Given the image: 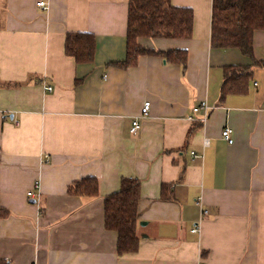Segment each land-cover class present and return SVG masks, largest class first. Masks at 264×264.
<instances>
[{
    "label": "crops",
    "instance_id": "obj_1",
    "mask_svg": "<svg viewBox=\"0 0 264 264\" xmlns=\"http://www.w3.org/2000/svg\"><path fill=\"white\" fill-rule=\"evenodd\" d=\"M129 3L0 0V205L10 212L0 219V264H264V69L222 100L224 68L253 62L212 48L213 0H171L193 9L191 39L139 40L186 51V67L161 55L114 64L127 56ZM77 33L95 37L92 63L66 54ZM253 44L264 60V31ZM202 101L204 121L205 111L193 114ZM85 178L97 179L98 196L70 195ZM125 178L141 182L140 243L120 255L104 206Z\"/></svg>",
    "mask_w": 264,
    "mask_h": 264
},
{
    "label": "trees",
    "instance_id": "obj_2",
    "mask_svg": "<svg viewBox=\"0 0 264 264\" xmlns=\"http://www.w3.org/2000/svg\"><path fill=\"white\" fill-rule=\"evenodd\" d=\"M264 31V0H213L211 12V46L215 49H239L253 65L224 68L222 100L231 94L245 93L252 80L254 67L264 69V60L254 57V34ZM194 11L174 7L171 0H130L127 29V56L117 64L124 68L136 65L141 56L161 55L169 63L186 67L188 53L184 50L159 52L140 44V39L188 40L193 37ZM96 49L92 34H70L65 50L78 64L92 63ZM199 127L200 125H196ZM167 185H164L165 187ZM171 187V184H170ZM96 178L75 182L69 194L80 197L98 196ZM141 199V182L134 178L122 180L118 192L105 199V227L117 234L118 253H134L139 248L138 208ZM10 212L0 205V219Z\"/></svg>",
    "mask_w": 264,
    "mask_h": 264
},
{
    "label": "built area",
    "instance_id": "obj_3",
    "mask_svg": "<svg viewBox=\"0 0 264 264\" xmlns=\"http://www.w3.org/2000/svg\"><path fill=\"white\" fill-rule=\"evenodd\" d=\"M37 6L38 7H40V8H42V9H47L48 8V4L46 3V2H44V1H40V2H38L37 3ZM47 91H52L53 89L51 88V87H46L45 88ZM150 107H151V103L149 102V101H147V102H145V104H144V106H143V108H142V110H141V116H140V118L143 120V119H146V118H148L149 117V114H150ZM210 110H211V108L208 106V104H207V102L206 101H202L197 107H194V109H193V114L195 115V114H198L199 112H201V111H205L206 112V115H205V117H204V119L202 120V121H204V120H206L207 119V117L209 116V114H210ZM141 119H137V120H135L134 122H133V124H132V128H131V133L132 134H137L139 131H140V129H141V127H142V121H141ZM189 120L190 121H195V119H194V117L192 116V117H190L189 118ZM222 137H223V139L226 141V142H228L229 144H233L234 143V139H233V130L232 129H230V128H227V129H225L224 131H223V133H222ZM205 144L206 145H208L209 144V140H205ZM192 155L194 156V157H196V154L195 153H192ZM36 188H39V183L37 182L36 183V186H35ZM28 197L29 198H34V196H35V194H34V192L33 191H30V192H28ZM203 200L200 198L198 201H197V205H199L200 206V208H201V213H202V215L204 216V215H207V211L206 210H204L203 209ZM199 226L197 225L194 229H193V232H195V233H197V232H199Z\"/></svg>",
    "mask_w": 264,
    "mask_h": 264
}]
</instances>
